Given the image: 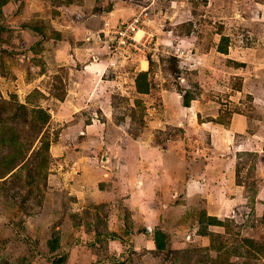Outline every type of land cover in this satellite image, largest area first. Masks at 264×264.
<instances>
[{
    "label": "rangeland",
    "instance_id": "rangeland-1",
    "mask_svg": "<svg viewBox=\"0 0 264 264\" xmlns=\"http://www.w3.org/2000/svg\"><path fill=\"white\" fill-rule=\"evenodd\" d=\"M133 21L136 41L123 32ZM97 59L103 69L84 68ZM142 60H152L145 94L135 83ZM258 83L264 86V0H5L0 264H264V167L258 170L260 152L251 146L238 154L237 183L244 185L238 203L193 200L159 218L155 213L153 226L148 208L141 215L132 210L131 190L121 178L138 173L142 163L146 207L155 196L170 206V180L179 170L177 178L185 179L188 169L209 188L203 153L219 143L201 124L225 122L235 110L254 125L259 147L253 144L264 161ZM180 87L195 95L193 113ZM76 88L79 95L69 93ZM68 93L77 102H66ZM175 152L182 159L191 155L196 168L175 160ZM80 167L82 178L75 173ZM66 169L70 178L60 176ZM98 170L96 184L110 172L108 201L91 194L87 178ZM83 176L86 190L77 189ZM163 182L169 188L154 195L149 184ZM185 200L181 194L173 204ZM210 215L222 224H210ZM169 216L171 230L158 249L155 232Z\"/></svg>",
    "mask_w": 264,
    "mask_h": 264
},
{
    "label": "crops",
    "instance_id": "crops-1",
    "mask_svg": "<svg viewBox=\"0 0 264 264\" xmlns=\"http://www.w3.org/2000/svg\"><path fill=\"white\" fill-rule=\"evenodd\" d=\"M118 4V3H116ZM147 62V65H145L144 63ZM148 63L149 61L146 60H142L141 65H142V70H147L148 68ZM92 66L96 67L97 70L100 71V69L104 68V61L102 59H97L95 62H90L87 65H84V68L86 67V69L92 68ZM145 66H147L145 68ZM140 72V71H139ZM258 86L256 87V91L258 92V89L260 86H263V84L258 83ZM246 87V86H245ZM77 89V88H76ZM79 89L75 90V91H70L71 92H76V95L78 94ZM260 91L264 96V86L260 87ZM68 93V94H69ZM66 97V102H72L75 103L77 102V97H75V95L71 96V94L68 95ZM259 96V95H258ZM195 101V100H194ZM194 101L191 103L190 106H185V109L189 110V112L193 113L194 110ZM184 105V104H183ZM68 107H66L67 110ZM199 112V111H198ZM206 112V111H205ZM195 114V111H194ZM203 124H201V126H204L205 128H210L213 131L214 136H216V138H218V143H219V147L213 146L211 150V152H205L203 153L204 156V161H202V163H205V166L207 168H205V171H207L206 175H208L209 178V188H206V186H204L203 184H201L200 182L197 183L196 180L189 176V174L187 175V172L189 173V170L187 169L186 177L185 179H179L177 178L180 170L177 174V177L172 178L170 180L171 186L173 188V191L171 192L170 195V206L168 208L166 202H163V205L161 206L162 202H160V197L155 196L154 199L152 200V202L150 203L151 206L150 207H146L145 205V199L147 197V188H146V182L145 180L141 177V169L143 168L142 163L140 162V167L138 168V173L135 172H131L133 174L130 173L129 174H124L122 175V181L125 183H123L125 186H129L128 188H130L131 191L130 194L131 196H133V198H130L132 200V202L134 203V206L132 207V210L136 211L135 213L140 214L141 215V208L144 210L146 208V212L145 214L147 215L146 220L150 219V224H157L155 220V218L153 217L156 213L157 218L160 217L161 213L165 212H171V210L174 208V210L179 209L180 207H186L187 205H190L192 203L193 200H202V202H204V200H206V203L208 204V202H212L214 203V198L215 197H219L222 200V204L225 203V201L229 200L230 204H233V206L238 203L236 200L240 199L242 194H241V190L244 188L243 184H238L237 183V178H238V161H239V155L240 152H244L245 150H250L251 147L253 148V150H256V152H260L261 150L256 149L253 142H256L259 147V140L255 139V129H254V125L252 124V122H250L249 117L243 113V112H238V111H233L232 113H230V116L228 117L227 121H215L213 119H211L210 121H205L202 122ZM195 126L193 127L194 130ZM217 143V142H216ZM169 145H171V142L169 143ZM251 146V147H250ZM173 147V145L171 146V148ZM160 147H156L155 150H159ZM173 150V149H172ZM167 151V150H166ZM174 151H171V154ZM169 153V152H168ZM260 153H259V158L257 162V167H260L258 170H263L264 167V161L261 160L260 157ZM175 156V160H179V162L181 163V161L183 162V159L186 161L183 163V165H192L196 168V163L193 162V160H195L194 158L190 159L191 155H185L183 156V159L181 157H179L178 152L174 154ZM188 157V159H187ZM107 161H111V156H108ZM195 163V164H193ZM212 165V166H211ZM191 166V167H192ZM211 166V167H209ZM100 170L96 171V174H92L91 177L88 175V179L89 181H92V197L95 196V198L98 200L99 198H103L104 196L106 197L107 201L110 199V196H112V182L109 181V171H104L103 177L105 178L104 181H100L101 183H105L104 187L101 188L100 187V182L98 184H96L95 182H97L101 177H100ZM204 171V169H203ZM82 169L80 167V170L78 169V172L75 171L76 174L81 175L82 174ZM161 173V174H160ZM71 170L66 169L65 172H63L60 176H65L67 178L71 177ZM89 174V172H88ZM105 174H108L107 176ZM163 174V170L162 169H158L157 170V177L162 176ZM128 176L129 179L125 178V180H123L124 177ZM82 178V175H81ZM80 178V180H81ZM92 178V180H91ZM159 179V178H157ZM83 180H84V185H80L77 187V189H81L84 188L85 190L88 188L87 185L89 182L85 181L86 179H84L83 176ZM180 181L182 182V185L180 186ZM185 181V182H184ZM110 182V183H109ZM155 183H157L156 181H154ZM148 183V182H147ZM155 183L149 184L150 187L153 189V193L154 195H156L160 190H164L166 188H169L168 186V182H163L162 186H157ZM82 184V183H81ZM100 184V185H99ZM146 184V185H145ZM158 184V183H157ZM205 184V183H204ZM103 185V184H102ZM202 185V188H197L200 187ZM167 186V187H166ZM110 187V188H109ZM212 187H213V191H212ZM90 189V188H89ZM197 190H202L198 193ZM211 192H214L211 194ZM219 192V193H218ZM120 193V192H118ZM127 194L128 193H124ZM184 194V198L186 199L185 202L187 201L186 204H173L174 201L176 200L177 196ZM94 195V196H93ZM213 195V196H212ZM234 195V196H233ZM121 196V195H120ZM201 196V198H199ZM228 196H232V197H228ZM124 197V196H123ZM148 198V197H147ZM194 201V202H195ZM152 204H155L154 206ZM195 204V203H194ZM198 204H200V202H198ZM214 204H218V203H214ZM135 206H138V208H135ZM213 207L215 208L213 205L209 204V209ZM162 208V209H161ZM218 208L217 211L222 210L220 207H216ZM210 211V210H209ZM145 215V216H146ZM163 221H160V224H162ZM173 222V218L169 216V220H167L164 225L165 228L162 227L161 230L166 231L167 230H171L170 229V225ZM151 227V226H149ZM152 228V227H151Z\"/></svg>",
    "mask_w": 264,
    "mask_h": 264
},
{
    "label": "trees",
    "instance_id": "trees-1",
    "mask_svg": "<svg viewBox=\"0 0 264 264\" xmlns=\"http://www.w3.org/2000/svg\"><path fill=\"white\" fill-rule=\"evenodd\" d=\"M5 2V0H0V5H2ZM2 13V11H1ZM223 51V49H222ZM225 51V50H224ZM151 62V66H152V60L149 61V64ZM151 66H149L148 70H142L140 72H138V74L135 77V83H136V87L139 93L145 94L149 92L150 89V83L148 80V76L151 70ZM176 75L178 74V71L176 69L172 70ZM180 92L182 94L183 97V104L184 106H190L192 101L196 98L195 95L193 94L192 91H190L189 89L183 90L181 87L179 88ZM46 144V146H48V143H45L43 141V145ZM208 219L210 221V224L213 225H219L222 224V221L220 219H218L215 216H208ZM263 219H264V215H263ZM165 231L161 230V229H157V231L155 232V243L158 249H163L165 247ZM56 242V241H54ZM49 246L50 249L52 251L55 250L56 245L53 243V241L49 242Z\"/></svg>",
    "mask_w": 264,
    "mask_h": 264
},
{
    "label": "built area",
    "instance_id": "built-area-1",
    "mask_svg": "<svg viewBox=\"0 0 264 264\" xmlns=\"http://www.w3.org/2000/svg\"><path fill=\"white\" fill-rule=\"evenodd\" d=\"M137 26H138V21H133L130 25L127 26L125 31H123L125 33V35H127L131 40H134V41H136V36L131 35V34H132V31H136ZM123 32H121V33H123Z\"/></svg>",
    "mask_w": 264,
    "mask_h": 264
},
{
    "label": "clouds",
    "instance_id": "clouds-1",
    "mask_svg": "<svg viewBox=\"0 0 264 264\" xmlns=\"http://www.w3.org/2000/svg\"><path fill=\"white\" fill-rule=\"evenodd\" d=\"M148 227H149V226H148ZM149 228H151V227H149ZM149 228H148V229H149ZM149 230H151V229H149Z\"/></svg>",
    "mask_w": 264,
    "mask_h": 264
},
{
    "label": "water",
    "instance_id": "water-1",
    "mask_svg": "<svg viewBox=\"0 0 264 264\" xmlns=\"http://www.w3.org/2000/svg\"><path fill=\"white\" fill-rule=\"evenodd\" d=\"M104 159H106V157H104Z\"/></svg>",
    "mask_w": 264,
    "mask_h": 264
}]
</instances>
